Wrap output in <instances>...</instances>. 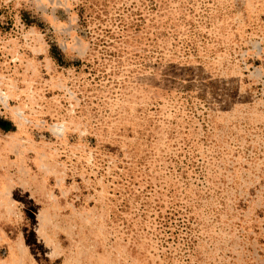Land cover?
<instances>
[{"label":"rangeland","instance_id":"374dc122","mask_svg":"<svg viewBox=\"0 0 264 264\" xmlns=\"http://www.w3.org/2000/svg\"><path fill=\"white\" fill-rule=\"evenodd\" d=\"M0 264H264V0H0Z\"/></svg>","mask_w":264,"mask_h":264}]
</instances>
